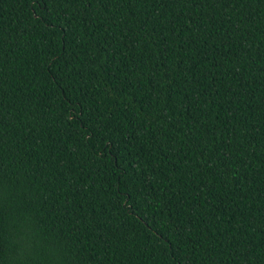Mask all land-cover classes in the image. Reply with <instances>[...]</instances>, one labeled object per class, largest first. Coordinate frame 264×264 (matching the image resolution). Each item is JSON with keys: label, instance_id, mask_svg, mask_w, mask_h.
I'll return each instance as SVG.
<instances>
[{"label": "trees", "instance_id": "16d2710c", "mask_svg": "<svg viewBox=\"0 0 264 264\" xmlns=\"http://www.w3.org/2000/svg\"><path fill=\"white\" fill-rule=\"evenodd\" d=\"M0 264H264V0H0Z\"/></svg>", "mask_w": 264, "mask_h": 264}]
</instances>
